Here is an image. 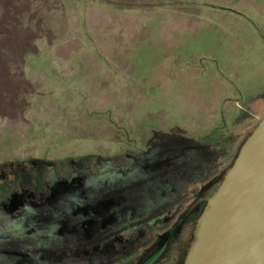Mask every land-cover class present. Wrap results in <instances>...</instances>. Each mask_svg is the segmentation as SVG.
Instances as JSON below:
<instances>
[{
    "label": "rangeland",
    "instance_id": "obj_1",
    "mask_svg": "<svg viewBox=\"0 0 264 264\" xmlns=\"http://www.w3.org/2000/svg\"><path fill=\"white\" fill-rule=\"evenodd\" d=\"M263 115L264 0H0V264H177Z\"/></svg>",
    "mask_w": 264,
    "mask_h": 264
},
{
    "label": "water",
    "instance_id": "obj_2",
    "mask_svg": "<svg viewBox=\"0 0 264 264\" xmlns=\"http://www.w3.org/2000/svg\"><path fill=\"white\" fill-rule=\"evenodd\" d=\"M202 199L182 264H264V115Z\"/></svg>",
    "mask_w": 264,
    "mask_h": 264
},
{
    "label": "flooded vegetation",
    "instance_id": "obj_3",
    "mask_svg": "<svg viewBox=\"0 0 264 264\" xmlns=\"http://www.w3.org/2000/svg\"><path fill=\"white\" fill-rule=\"evenodd\" d=\"M219 178V175L214 178L210 184H206L205 185V188L207 186H211L212 184H214ZM205 204V201L202 199L201 201H199L197 204L193 203L191 204V206L185 210V212L177 219V222L174 224V226L170 229V231L167 233V234H164L163 237L159 240V242L156 244V247L153 249L155 252L156 251H159L163 245H164V242L170 238V244H172V241L174 240L175 236L178 235V231L179 229H181V225H182V228L184 227V223L187 222L188 224L191 223V220H192V217L193 215L199 211V209L204 206ZM177 264H178V261H177Z\"/></svg>",
    "mask_w": 264,
    "mask_h": 264
},
{
    "label": "trees",
    "instance_id": "obj_4",
    "mask_svg": "<svg viewBox=\"0 0 264 264\" xmlns=\"http://www.w3.org/2000/svg\"><path fill=\"white\" fill-rule=\"evenodd\" d=\"M261 118H262V117H261ZM261 118H260V119H261ZM260 119H259V120H260ZM259 120L256 121V122L254 123L253 127H251V129L248 131V133H249V132L255 127V125L259 122ZM248 133H247V134H248ZM247 134H246V135H247ZM246 135H245V136H246ZM245 136L241 139V141H240V143H239V145H238V147H237V150H238V148H239L241 142H242L243 139L245 138ZM232 160H233V159H232ZM231 162H232V161H231ZM231 162H230V163H231ZM230 163H228V164L225 166V168H226ZM225 168H224V169H225ZM224 169H223V171H224ZM223 171H222V172H223ZM222 172H221V173H222ZM202 209H203V206L199 209L198 212H196V213L193 215L192 220H191V224H192V223H193V225L195 224V221H196L197 217L199 216V214L201 213ZM176 222H177V220H176ZM176 222H174L173 225H172L171 227H169V228L164 232V234H167V233L170 231V229L174 226V224H175ZM179 231H180V230H179ZM179 231H178V232H179ZM164 234H162V236H160L159 239H158L156 242H154L155 244H153L152 247H151L150 249L153 250V249L156 247V244L159 242V240L163 237ZM184 254H185V250L182 251L180 258L178 259V264H182ZM139 264H143V263H139Z\"/></svg>",
    "mask_w": 264,
    "mask_h": 264
},
{
    "label": "crops",
    "instance_id": "obj_5",
    "mask_svg": "<svg viewBox=\"0 0 264 264\" xmlns=\"http://www.w3.org/2000/svg\"><path fill=\"white\" fill-rule=\"evenodd\" d=\"M256 119H258V117H257ZM253 121H254V120H253Z\"/></svg>",
    "mask_w": 264,
    "mask_h": 264
}]
</instances>
